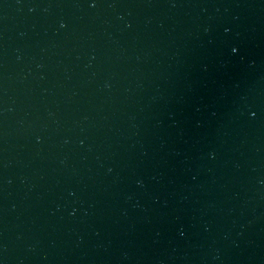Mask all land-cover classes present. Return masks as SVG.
<instances>
[{
    "label": "water",
    "instance_id": "water-1",
    "mask_svg": "<svg viewBox=\"0 0 264 264\" xmlns=\"http://www.w3.org/2000/svg\"><path fill=\"white\" fill-rule=\"evenodd\" d=\"M0 264H264V0H0Z\"/></svg>",
    "mask_w": 264,
    "mask_h": 264
},
{
    "label": "clouds",
    "instance_id": "clouds-1",
    "mask_svg": "<svg viewBox=\"0 0 264 264\" xmlns=\"http://www.w3.org/2000/svg\"><path fill=\"white\" fill-rule=\"evenodd\" d=\"M233 51H236V49H233Z\"/></svg>",
    "mask_w": 264,
    "mask_h": 264
}]
</instances>
